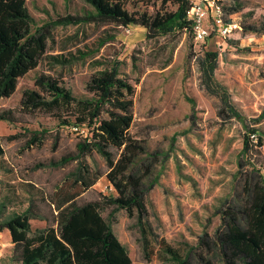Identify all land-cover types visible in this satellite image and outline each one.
<instances>
[{
    "label": "rangeland",
    "instance_id": "rangeland-1",
    "mask_svg": "<svg viewBox=\"0 0 264 264\" xmlns=\"http://www.w3.org/2000/svg\"><path fill=\"white\" fill-rule=\"evenodd\" d=\"M149 1L159 6L161 0ZM224 5L240 19L241 31L220 47L215 37L196 42L192 32L147 39L143 28L133 26L92 22L53 29L38 66L18 79L9 98L0 99V113L12 111L15 119L0 120L4 149L0 156V203L14 211L30 199H39L43 212L48 213L73 197L82 203L112 193L107 165L95 152L62 168L49 166L51 160L75 154L81 134L60 124L48 110L25 107L22 99L25 92L40 93L36 86L40 76L57 82L77 98L88 97L89 78L116 62L121 76L135 90L129 134L146 148L133 167L146 193L144 224L158 240L163 239L183 255L196 247L200 236L212 235L221 224L217 211L234 191L241 190L244 175L264 176V0H226ZM27 8L33 34L58 16L94 10L84 0H30ZM137 8L146 6L139 4ZM148 9L153 10L152 6ZM207 51L218 53L213 85L224 88L238 116L225 110L220 97L206 87L202 61ZM56 59L65 62L60 64ZM249 129L263 143L255 156L257 170L252 171L241 155ZM34 131L39 132L40 140L30 145ZM111 151L117 158L119 151ZM77 169L91 184L89 188L72 174ZM111 209L103 211L105 218ZM32 223L34 227L45 225L44 221ZM111 224L135 264H172L162 260L153 236H148L149 247L156 254L146 261L136 219L128 217L125 210L117 211ZM10 251L9 233L3 232L0 264H8ZM191 258L196 264L195 256Z\"/></svg>",
    "mask_w": 264,
    "mask_h": 264
},
{
    "label": "trees",
    "instance_id": "trees-1",
    "mask_svg": "<svg viewBox=\"0 0 264 264\" xmlns=\"http://www.w3.org/2000/svg\"><path fill=\"white\" fill-rule=\"evenodd\" d=\"M28 1L0 0V99L9 98L16 90L18 79L38 66L46 53L51 31L58 26L93 22L141 27L147 39L191 32L188 19L190 0H161L159 6L157 3L151 5L149 0H84L93 7L92 12L58 16L33 34ZM225 1L222 7L227 12ZM139 4L146 8L138 9ZM128 6L133 9L128 10ZM217 58L216 51H207L204 55L202 68L208 82L206 87L220 97L225 110L238 116L224 88L213 85ZM56 62L65 61L56 59ZM262 74L264 77V63ZM36 86L40 93L25 92L22 105L48 110L60 124L72 126L81 134L76 153L51 160L49 166L62 168L95 152L107 165L106 177L113 191L101 199L82 203L73 197L48 213L43 212L39 199H30L26 206L14 211H8L1 202L0 233L7 230L12 243L8 264H135L112 228L111 220L119 210H125L128 217L136 219L146 261L156 254L155 249L149 247L148 236H153L162 260L172 264H192V255L196 264H264V176L244 175L241 190L234 191L233 197L216 213L221 218L220 226L212 235L200 236L196 247L183 255L163 239L158 240L143 222L147 215L146 193L142 178L133 173V167L146 154V148L142 141L129 134L134 121L135 90L129 80L121 76L119 64H107L89 78L86 83L88 97L77 98L70 90L45 76L38 77ZM0 120L15 119L12 111H3ZM253 131L249 129V133ZM31 134L29 144L34 145L40 140L39 132ZM262 146V138L254 143L244 134L241 155L251 171L257 170L255 156L260 154ZM112 148L119 151L117 158ZM2 155L4 149L0 139ZM72 174L77 175L86 188L91 186L80 169ZM108 208L112 209L105 218L102 213ZM33 220L44 221L45 225L34 227Z\"/></svg>",
    "mask_w": 264,
    "mask_h": 264
},
{
    "label": "built area",
    "instance_id": "built-area-1",
    "mask_svg": "<svg viewBox=\"0 0 264 264\" xmlns=\"http://www.w3.org/2000/svg\"><path fill=\"white\" fill-rule=\"evenodd\" d=\"M224 0H190L188 19L191 21V32L196 42L205 43L207 39L216 38L217 46L241 31V22L235 14L223 10ZM250 139L257 143L255 133H248Z\"/></svg>",
    "mask_w": 264,
    "mask_h": 264
},
{
    "label": "crops",
    "instance_id": "crops-1",
    "mask_svg": "<svg viewBox=\"0 0 264 264\" xmlns=\"http://www.w3.org/2000/svg\"><path fill=\"white\" fill-rule=\"evenodd\" d=\"M33 221H36V220H33ZM33 221H32V222H33ZM39 227H41V226H39ZM3 232H8V231L5 230V231H3ZM3 232H2V233H3ZM8 233H9V232H8ZM0 234H1V233H0ZM9 236H10V234H9ZM10 243H11V238H10ZM11 248H12V243H11Z\"/></svg>",
    "mask_w": 264,
    "mask_h": 264
}]
</instances>
